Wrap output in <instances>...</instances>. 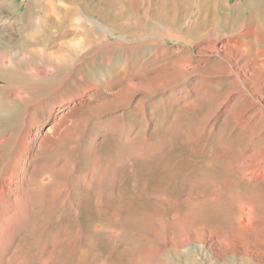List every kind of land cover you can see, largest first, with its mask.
I'll list each match as a JSON object with an SVG mask.
<instances>
[{
    "label": "rangeland",
    "instance_id": "obj_1",
    "mask_svg": "<svg viewBox=\"0 0 264 264\" xmlns=\"http://www.w3.org/2000/svg\"><path fill=\"white\" fill-rule=\"evenodd\" d=\"M51 1L66 26L40 44L68 56L16 35L36 0L3 30L0 179L28 156L0 196V264H264V178L243 163L264 149V93L227 68L233 35L201 28L199 0H89L65 21Z\"/></svg>",
    "mask_w": 264,
    "mask_h": 264
},
{
    "label": "bare ground",
    "instance_id": "obj_2",
    "mask_svg": "<svg viewBox=\"0 0 264 264\" xmlns=\"http://www.w3.org/2000/svg\"><path fill=\"white\" fill-rule=\"evenodd\" d=\"M36 1L37 6H40L39 4H42L44 7H46L44 18L40 19L39 21L30 19L29 22H27V24L25 25V28L17 30L16 35H18L22 40H26L27 42H29V44H27L28 49L26 50L28 54L30 56L42 59V61H52L54 57L64 58L68 56L63 52V44H59L58 47L56 46L57 48L52 51L49 48L50 45L48 46L49 43H46L44 45L40 44L42 42L50 40L51 38H54L55 32L57 33L58 28L61 27L64 22L56 18L57 10L54 9L56 7L54 6L51 0ZM61 2L62 4L58 9H61L60 11H65L63 18L64 21L66 19L65 15H67L69 10L72 9L71 7L81 6L83 9L90 12L92 11L90 9H93L95 7L89 2V0H62ZM192 4L194 6V11L196 12V21L198 24L201 25L202 29L204 28V30H207V27L211 26L209 31L211 33H215L219 32L220 29H222L223 27L229 34L233 35L231 36V43H229L228 48L235 51L237 56L233 61H229L230 64L227 68H233V72L236 73V77H238L240 80V83H238L239 87L241 86V88H243L242 90L251 93L252 102L257 103L258 101H260L262 97L260 95L264 93V0H240L236 6L234 5L235 9L232 13L231 11H229V5L226 4L223 0H199L194 3L192 2ZM15 6L16 5L14 3V0H0V56L3 54V52H8V47L13 38V35L10 32L5 34L4 31L14 26L15 19L13 17V13L15 11ZM179 22H181V20H179ZM37 24V27L43 26V28H49L47 29L48 31L46 32V34V30H44V32L39 35H37V33H32L31 30L33 29L34 25L36 26ZM51 28H55V31H52V33L49 31ZM60 31L61 33L59 32V36L61 38H65L69 35V31L64 29V27L63 29H60ZM198 31L199 30H197V32ZM209 31L207 33H210ZM44 34L46 35V37H44ZM204 34L205 33H203L202 35ZM47 37L48 39L46 40ZM81 43L82 42L79 41L75 47L77 48ZM37 45L43 47L41 49H38ZM51 46V48L55 47V45L52 44ZM65 106H67V102L62 101L61 103H59L60 108ZM2 113L3 112H1V114ZM27 156L28 150L26 147H24L22 150L21 157L19 159V164L16 167L15 171L0 179V196L3 193H7L9 195L13 193L11 192V190L13 189L12 187H14V185L16 186V184L13 182L22 173L26 165ZM243 163H245L247 166L245 171L249 178L257 181L261 180V178H264V149L261 150L259 153L251 154L245 161H243ZM16 195H20L19 190H17ZM11 200L12 199H9L7 201ZM191 242L193 243L194 240Z\"/></svg>",
    "mask_w": 264,
    "mask_h": 264
}]
</instances>
